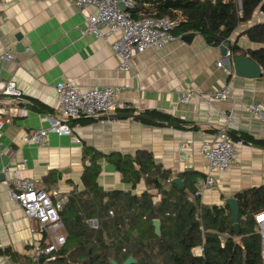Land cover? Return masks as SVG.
Listing matches in <instances>:
<instances>
[{"label": "crops", "instance_id": "obj_1", "mask_svg": "<svg viewBox=\"0 0 264 264\" xmlns=\"http://www.w3.org/2000/svg\"><path fill=\"white\" fill-rule=\"evenodd\" d=\"M85 12L73 0H0V50L13 56L0 63V80L14 81L20 91L19 98L0 97V114L11 118L0 130V264H37L32 259V244L43 242L40 234L33 232L36 223L10 198L3 180L26 177L34 180L37 188L69 196L83 189L81 175L93 150L102 154L101 187L125 189L115 169H104L109 163L107 156L144 150L162 169L171 171L172 178L181 179L187 171L195 173L197 185L207 174V161L199 147L224 125L234 137L245 134L264 140V123L246 110L248 102L264 100L263 68L257 79L227 76L217 67V62L227 60L219 46L208 45L194 34L189 43L180 39L137 54L131 60V70L123 72L111 39L82 34ZM239 33H232L230 43ZM238 45L246 55L248 49L258 47L245 35L239 37ZM59 81L80 90L117 87L122 101L164 112L195 128L149 126L117 111L103 118L70 119L71 135L49 130L39 143L23 142L30 132L52 124L58 107L55 84ZM227 85L232 87L229 99L207 103L193 97L186 104L179 102L183 92H209ZM20 109L25 114L19 115ZM73 137L80 143H74ZM236 147L237 159L229 170L214 174L213 187L199 191L203 204L221 206L227 197L264 188V147ZM143 187L141 182L135 192Z\"/></svg>", "mask_w": 264, "mask_h": 264}, {"label": "trees", "instance_id": "obj_2", "mask_svg": "<svg viewBox=\"0 0 264 264\" xmlns=\"http://www.w3.org/2000/svg\"><path fill=\"white\" fill-rule=\"evenodd\" d=\"M131 2L127 11L133 19L168 17L178 23L173 34H197L212 46L229 41L232 33L246 23L230 43V55H246L238 45L239 37L245 35L258 45L248 49L247 56L264 70V20L247 24L257 12H264V0H240L239 5L236 0ZM122 112L149 126L195 128L155 109ZM230 136L242 144L264 147L261 139L245 134ZM92 152L81 175L83 189L72 191L60 212L66 243L37 264H111V260L122 263L129 256L136 259L133 264L141 260L145 264H264L255 222V216L264 212L263 187L236 195L237 232L227 204L208 206L201 202L195 173L181 174L183 187H179L171 182V171L157 165L150 152L112 153L107 160L121 175L125 189L105 190L98 181L102 154ZM141 182L143 189L135 192ZM154 221L159 222V236L154 231ZM199 246L202 255H193L192 250Z\"/></svg>", "mask_w": 264, "mask_h": 264}, {"label": "built area", "instance_id": "obj_3", "mask_svg": "<svg viewBox=\"0 0 264 264\" xmlns=\"http://www.w3.org/2000/svg\"><path fill=\"white\" fill-rule=\"evenodd\" d=\"M73 2L79 10L86 11L83 16L82 34L89 33L97 38L111 39L110 46L119 57L118 68L123 72L131 70V60L137 54L149 48H162L170 42L181 39L180 36L173 34V30L178 25L177 21L168 17L133 19L127 11L132 6L131 0H73ZM119 2H122L123 9L118 6ZM226 55L229 57V50ZM12 58L11 52L0 50V63ZM217 67L222 68L225 75L234 76L230 62L219 61ZM55 90L58 107L55 109L56 114L52 124L47 129L30 132L23 137V142L39 143L49 130L60 135H71L67 124L70 119L103 118L117 111L134 110L138 113L145 110L128 101H122L121 91L117 87L103 86L80 90L67 81H59L55 84ZM231 94L232 87L229 85L209 92L190 90L180 95L179 102L186 104L193 97H197L211 103L214 100L229 99ZM1 96L20 97V91L14 81L0 80ZM246 110L264 123V100L248 102ZM17 113L22 115L25 111L20 109ZM230 119L231 116L227 115V120ZM10 122V116L2 117L0 114V130L4 124ZM73 141L80 143L79 138L76 137H73ZM236 144L242 143L232 140L227 124L214 138L201 143L199 152L207 161V174L197 182L199 191L213 187L214 174H223L229 170L237 159ZM1 183L9 187L10 198L22 208L26 217L36 223L33 232L35 230L43 239V242L35 241L32 244V259L37 262L42 257L59 250L67 239L60 212L68 201V196L58 190L50 193L37 188L35 181L26 177H17L12 181L3 180ZM255 222L260 237V257L264 263V212L255 216ZM192 252L195 256H201L202 247H196Z\"/></svg>", "mask_w": 264, "mask_h": 264}, {"label": "water", "instance_id": "obj_4", "mask_svg": "<svg viewBox=\"0 0 264 264\" xmlns=\"http://www.w3.org/2000/svg\"><path fill=\"white\" fill-rule=\"evenodd\" d=\"M118 6L121 9H123L122 2H119ZM16 38L19 39L18 37H16ZM192 38H193V35H186V36H183L181 38V40L186 42V43H189V42H191ZM229 45H230V42L229 41H225V42H223V43H221L219 45V50H220L221 55L227 59L226 63H228L229 60H230V62L232 64V68H233L234 74L236 76H238V77H243V78H248V79L260 78L261 75L263 74L262 67L260 65H258L255 61L250 59L244 53L232 55L230 58L227 57L226 54H227V51L229 50ZM18 47L24 49V47L21 44H18ZM111 116L122 117L123 115H120V114L115 115V114H113ZM104 169L105 170L114 171V167L111 164H109V163L104 165ZM171 182L176 184V185H178L179 187H183V182L178 177L172 178ZM224 203L227 204L229 206V208H230L231 220L233 222V226H234L235 230L238 232L239 208H238L237 200H236L235 197L231 196V197H227L224 200ZM91 223H93V225H94L95 221H92ZM153 225H154L155 233L159 236L160 235L159 222L158 221H154ZM136 262L137 261H136V259L133 258V256H129L122 263H118L115 260H111L110 261L111 264H133V263H136ZM140 264H145V263H144L143 260H141Z\"/></svg>", "mask_w": 264, "mask_h": 264}, {"label": "rangeland", "instance_id": "obj_5", "mask_svg": "<svg viewBox=\"0 0 264 264\" xmlns=\"http://www.w3.org/2000/svg\"><path fill=\"white\" fill-rule=\"evenodd\" d=\"M236 2L238 3V5L240 4V1L239 0H236ZM255 20H264V12H257V14H255V17H254V19L253 20H251L249 23H247V24H251V23H253ZM246 27V23H244V24H241L240 26H239V28L238 29H236V31H241L242 29H244Z\"/></svg>", "mask_w": 264, "mask_h": 264}, {"label": "clouds", "instance_id": "obj_6", "mask_svg": "<svg viewBox=\"0 0 264 264\" xmlns=\"http://www.w3.org/2000/svg\"><path fill=\"white\" fill-rule=\"evenodd\" d=\"M174 35H175V34H174ZM177 36H179V35H177ZM180 37H181V36H180ZM181 38H182V37H181ZM229 52H230V51H229ZM230 57H231V55H229L228 58H230ZM229 62H230V60H229ZM230 63H231V62H230ZM231 65H232V64H231ZM91 222H92V221H90L89 223L91 224ZM95 224H96V222H95ZM95 224H94V225H95ZM91 225H93V223H92ZM94 225H93V226H94ZM201 247H202V246H201ZM192 251H193V250H192Z\"/></svg>", "mask_w": 264, "mask_h": 264}]
</instances>
